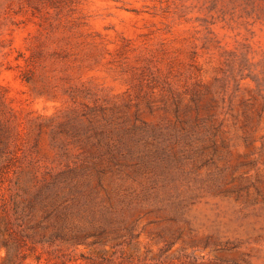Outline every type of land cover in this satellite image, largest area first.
<instances>
[{"label": "rangeland", "instance_id": "obj_1", "mask_svg": "<svg viewBox=\"0 0 264 264\" xmlns=\"http://www.w3.org/2000/svg\"><path fill=\"white\" fill-rule=\"evenodd\" d=\"M0 264H264V0H0Z\"/></svg>", "mask_w": 264, "mask_h": 264}]
</instances>
